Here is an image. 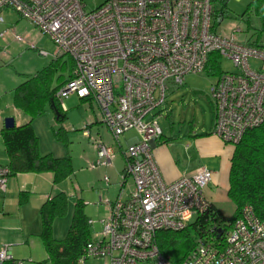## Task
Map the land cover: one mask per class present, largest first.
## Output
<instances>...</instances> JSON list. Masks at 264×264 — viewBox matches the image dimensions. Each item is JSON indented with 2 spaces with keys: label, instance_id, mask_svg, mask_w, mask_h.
I'll return each mask as SVG.
<instances>
[{
  "label": "built area",
  "instance_id": "obj_1",
  "mask_svg": "<svg viewBox=\"0 0 264 264\" xmlns=\"http://www.w3.org/2000/svg\"><path fill=\"white\" fill-rule=\"evenodd\" d=\"M216 1L224 0H106L86 12L81 0H0V24L4 10L14 12L52 42L54 58L67 56L73 63L70 79L54 94L58 101L71 95L90 100L115 142L126 132L136 134L123 153L132 182L129 196L105 201L102 230L85 244L77 264L90 259L171 264L159 254L157 233L181 231L207 213L210 203L203 190L212 172L201 168L166 183L152 149L162 137L156 111L169 86L181 87L187 75L205 71L209 55L227 58L236 68L211 86L212 134L235 146L245 132L264 123V48L247 43L239 25L224 26V19L216 23ZM7 35L24 42L13 26L0 31V40ZM93 147L96 158L89 168L110 166L115 150L101 141ZM9 174L7 166H0V193ZM252 213L243 209L219 236L209 227L178 264H264V219ZM10 247L0 248V264L13 261Z\"/></svg>",
  "mask_w": 264,
  "mask_h": 264
},
{
  "label": "trees",
  "instance_id": "obj_2",
  "mask_svg": "<svg viewBox=\"0 0 264 264\" xmlns=\"http://www.w3.org/2000/svg\"><path fill=\"white\" fill-rule=\"evenodd\" d=\"M250 6L260 20L257 39L252 45L264 48L259 42L264 36V0H252ZM220 10L216 15V23L224 18ZM63 56L49 62L36 74L18 85L13 90V105L16 110L27 116L29 121L19 127L1 131V139L8 159L10 176L17 174L51 173L53 185H58L73 175L72 161L69 157L57 158L50 154L41 155L39 140L35 136L33 120L50 110L54 114L56 124L65 120L61 104L55 98V92L71 77L73 63L62 61ZM68 68V70H67ZM205 71L209 76H220L219 57L216 53L209 55ZM57 72H60L56 75ZM66 72L67 74H63ZM91 103L90 100H81ZM65 130L59 128L53 133L55 140L67 147ZM207 135V134H203ZM230 161L227 199L233 203L235 210L231 219L225 221L217 208L210 203L207 213L197 218L188 227L178 232L161 231L156 235V244L164 258L171 264H178L190 252L198 238L205 235L209 227H215V235L228 231L233 223L241 217L243 209L250 208L254 216L264 219V123L248 130L239 143L234 146ZM22 198V194L20 196ZM20 199V198H19ZM23 204L22 199L20 203ZM67 197L58 193L41 206L39 218L41 232L38 234L44 247L49 264H77L79 256L90 240L91 233L88 220L84 214V205L77 200L73 207L70 227L62 240L52 236V220L66 212ZM218 230H221L220 233ZM6 261L3 264H18L19 260Z\"/></svg>",
  "mask_w": 264,
  "mask_h": 264
},
{
  "label": "rangeland",
  "instance_id": "obj_3",
  "mask_svg": "<svg viewBox=\"0 0 264 264\" xmlns=\"http://www.w3.org/2000/svg\"><path fill=\"white\" fill-rule=\"evenodd\" d=\"M81 1L85 5V11L90 12L102 5L106 0ZM251 1L252 0L216 1L214 6L216 9L224 12V26L230 27L233 24L240 26L243 36L249 40L247 43H252L257 39L256 34L260 28V20L254 13L253 7L250 6ZM2 14L1 16H3L4 23L0 24V31L9 29L12 26L17 27L18 24H21L19 28L23 30L24 23L27 24L26 30L30 29V27H28L30 26L28 25L29 22L21 19L14 12L4 10ZM17 30L20 33H24L19 29ZM38 34L36 33L33 38L34 47L19 45L11 40V35H7L4 39L0 40V61L2 60V63L0 62V99L2 98V100H0V125H2L5 118H8L11 112L10 107L6 106L10 97H8V100L5 98L7 91H9L6 87L9 84L14 85L15 83H19L18 81L20 79L21 82L24 81L28 77L27 75H34L40 71L44 65L55 60L53 58L55 52L54 45L47 37L41 36L40 33ZM259 42L264 44V36H262ZM41 51H44L47 55H41ZM2 52L6 54L9 53V55H7L8 59ZM61 60L68 61L69 58L63 56ZM250 64L253 68H256L258 65L257 62L253 60L250 61ZM233 66L234 65L229 59L219 57V68L222 73L236 72V68ZM58 73L60 72H57L56 75ZM63 74L65 75L67 73L64 72ZM217 78L218 76H209L206 71H203L199 74L187 75L183 81L184 85L178 89H175L176 87L173 85L169 86L165 103L156 111V113L161 114L159 122L164 134H168L170 125L173 128V134L176 136H180L181 133L185 132L186 128L189 129L190 127L199 132L208 131L211 124V116L212 113H214V105H212L213 102L210 99L209 92ZM62 102L65 107L64 111L66 112L64 113L65 120L60 125L56 124L54 114L50 112V110L33 120L31 124L42 149L52 150L54 147L58 148L62 150V155L70 157L72 161L74 175L63 181L64 183L62 182L61 185L63 191H65V197H67L66 212L62 216L52 220L51 234L55 240L64 239L66 236L65 233L68 231L71 224L70 220H72L73 216V207L77 199L74 192V184L72 183L78 181V176L81 174H78V171L84 172L90 165L84 166V164H79L77 159L79 157L89 156L91 153V144L99 139L98 135L94 136V130L90 139H87V136L83 137V135H81L86 127V121H88L89 116L93 117V113H95L97 117L98 110L95 104L90 107V105L82 103L75 95L63 99ZM98 126H100V124ZM61 127L63 130H66L65 136L68 138L67 147L59 145L53 136V133ZM104 128L103 125L99 127V130L103 133ZM129 136L131 135L129 134L127 137ZM20 196L21 195L17 196L16 202L10 203V207L7 211L12 213L9 215L6 214V210L3 209L2 202L4 196L0 193V248L6 244H12L14 246L12 247V255L17 257L18 260H24L23 264H49L47 259H45V250L44 247H42L43 244L39 235H33V232H31L35 230V225L37 224L41 228L39 211L35 212V210L29 209L31 206L29 205L28 208L25 209L27 212L21 220H19L18 214H15L16 211H14V208L20 203ZM19 206L24 207L26 203L19 204ZM217 208L227 222L231 219L235 210L233 203L229 202V200L218 202ZM86 213L91 216V208H88ZM101 216L102 215L98 216L97 219L101 218ZM194 220L195 217L189 225H191ZM20 223L24 225L23 232H25V240H12L13 236L18 239L21 234L20 231L22 227ZM28 228L30 229V234L26 233V229ZM101 230L102 225L98 221L90 228L89 232H92L93 234L91 235L93 236ZM27 241L28 243H26ZM28 253H32V255ZM27 259H31L32 262H28ZM86 264H103V261L90 259L86 261Z\"/></svg>",
  "mask_w": 264,
  "mask_h": 264
},
{
  "label": "crops",
  "instance_id": "obj_4",
  "mask_svg": "<svg viewBox=\"0 0 264 264\" xmlns=\"http://www.w3.org/2000/svg\"><path fill=\"white\" fill-rule=\"evenodd\" d=\"M23 25V30L19 28L21 24H18L17 27L13 26L15 32L21 37H23L24 40L23 43L18 44L34 47L35 45L33 38L36 33L38 34V32L33 27H31L32 25L30 23L28 24L30 25L28 26L30 27L29 30H26V23H24ZM17 29L21 30L24 33L18 32ZM7 55H9V53H7ZM7 55H5V57L8 59ZM0 62L2 63V60ZM47 65H44L43 68ZM27 76L28 77L24 81L30 78L32 74ZM20 80L18 81L19 83H15L14 85L9 84L6 87L9 91H7L5 95V98L7 100L10 96L6 106H9L11 109L9 116L14 119V126L16 127L22 126L23 124H26L29 121L26 115L14 108L12 101L14 88L24 82H21ZM0 100H2V98ZM59 103L61 104L62 111H64L65 107L63 102L59 101ZM84 104H88L90 105V107L94 105L92 102ZM93 115V117L89 116L88 121H86L87 124L84 130L86 129L87 134H84L85 132L83 130L81 135H83V137L87 136L86 138L90 139L92 136L91 134L94 130V136L98 135L99 137L98 141H101L102 143H105V145L107 144L108 146L112 147L115 150L116 154L110 166L99 167L96 169H90L88 167V169L84 172L78 171V174L81 173L80 176H78V181L72 183L74 184V192L77 196L76 201L81 200L83 202L84 214L87 217L89 228H91L98 221L102 225L103 219H105L108 215V208L106 207L105 201L111 203L117 200L118 198L123 200L128 198V193H130L132 189V182H130V178L125 175L124 169L126 168V162L123 158V153L127 147V144L130 141L132 142V140H134L136 136L135 133L129 131L123 134L118 139V142H115L113 141V139H111V135L107 134L108 132L107 130H105V128L103 129V133L99 130V127H102L103 125L101 122H99L100 119L98 112L97 117L95 113H93ZM213 116L214 113H212L210 128H208L207 132L195 131L190 127L189 129L186 128L185 132L181 133L180 136H176L173 134V128L171 127V125L167 135L164 134L162 130L161 139L154 143L155 145L152 149V157L162 178L161 180L166 183L173 182L175 179H178L183 175H193L201 168H206L210 170L212 172V180L203 191L207 201H209V203H211L217 208L218 202L220 203L222 201L228 200L227 177L229 176V165L233 154L232 152L234 151V146L223 143L218 137L212 134L211 129L213 128L214 122ZM99 124L100 126H98ZM2 125H0V137L1 131L4 129ZM129 134L131 136L127 137ZM95 142L90 146L91 153L89 156L79 157L77 159L79 164H84V166H88L89 164L94 162L96 158L95 147H93L95 145ZM58 144L62 145L60 143ZM38 149L41 155L50 154L57 158H64L66 156L62 155V150H59L55 147L52 150L42 149L40 142ZM7 162L8 159L4 150V145L2 139L0 138V166H7ZM105 178H107V182L105 181ZM61 185L62 183L58 185H53V175L51 173L17 174L15 176H10L6 186V191L2 193V195L4 196V200L2 202L3 209L6 210V214L10 215L12 212L7 211L10 207V203L16 202L17 196L22 194V198L20 199H22L23 204L26 203V206L20 207L18 204L17 206L15 205L16 207L14 208V211H16L15 214H18V218L19 220H21L27 212L25 209H27L29 205H31L29 209L35 210L36 212L39 211L38 209L41 208V206L46 202L48 198H51L52 196H55L58 193L65 194V191H63ZM88 208H91V216L87 215L86 213ZM100 215H102L101 218L97 219V217ZM20 225L22 229L20 231L21 234L19 238L16 239L13 236L12 240H25V232H23L24 225L21 223ZM31 232H33V235H38L41 232V228L37 224L35 225V230H32ZM26 233L30 234L29 228L26 229ZM90 233L93 234L92 232ZM26 243H28V241ZM6 245L11 246V253L13 249L12 247L14 246L12 244ZM28 254L32 255V253ZM45 256L47 258L46 253ZM12 257L14 258V260H18L17 257H14L13 255ZM27 260L28 262H32L31 259ZM19 261H21L23 264L24 260Z\"/></svg>",
  "mask_w": 264,
  "mask_h": 264
},
{
  "label": "water",
  "instance_id": "obj_5",
  "mask_svg": "<svg viewBox=\"0 0 264 264\" xmlns=\"http://www.w3.org/2000/svg\"><path fill=\"white\" fill-rule=\"evenodd\" d=\"M2 126L5 130H10V129L14 128L15 127L14 126V119L8 116V118L4 119ZM220 231L221 230H218L219 233H220Z\"/></svg>",
  "mask_w": 264,
  "mask_h": 264
}]
</instances>
